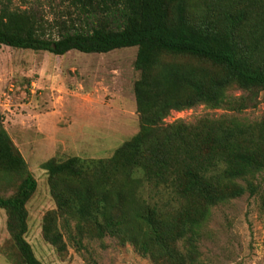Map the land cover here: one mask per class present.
I'll use <instances>...</instances> for the list:
<instances>
[{"label":"trees","instance_id":"16d2710c","mask_svg":"<svg viewBox=\"0 0 264 264\" xmlns=\"http://www.w3.org/2000/svg\"><path fill=\"white\" fill-rule=\"evenodd\" d=\"M19 1L0 0V44L55 55L137 47L139 131L110 157L42 164L56 205L42 233L59 256L69 243L82 251L110 237L152 264H201L215 207L248 194L264 218V115H237L264 100V0ZM198 105L225 113L167 120ZM37 189L0 116V209L13 264H43L27 240Z\"/></svg>","mask_w":264,"mask_h":264},{"label":"rangeland","instance_id":"374dc122","mask_svg":"<svg viewBox=\"0 0 264 264\" xmlns=\"http://www.w3.org/2000/svg\"><path fill=\"white\" fill-rule=\"evenodd\" d=\"M14 4L20 1L14 0ZM54 13L49 6L44 8L49 20ZM136 55L137 47L105 54L72 50L55 55L0 44V116L38 180V189L28 203L27 240L43 264H152L131 245H121L110 237L86 240L82 251L69 243L68 252L59 256L42 233L44 214L56 206L43 162L51 157L107 158L139 131ZM223 113V109L198 105L174 111L167 120L190 122ZM237 115L260 119L264 100ZM8 239L6 212L0 209V264H13L6 254ZM201 251V264H264V218L257 198L247 194L215 207Z\"/></svg>","mask_w":264,"mask_h":264},{"label":"crops","instance_id":"0c3cea01","mask_svg":"<svg viewBox=\"0 0 264 264\" xmlns=\"http://www.w3.org/2000/svg\"><path fill=\"white\" fill-rule=\"evenodd\" d=\"M34 83V82H33ZM32 83V84H33ZM41 114V113H40ZM14 140V139H13ZM14 142L16 143V145L18 146V143L14 140ZM19 147V146H18ZM21 150V149H20ZM22 152V151H21ZM22 154H23V152H22ZM23 156L25 157V155L23 154Z\"/></svg>","mask_w":264,"mask_h":264}]
</instances>
